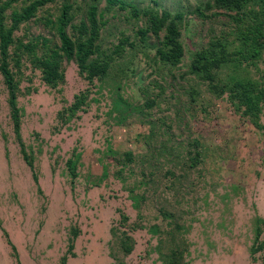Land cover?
I'll return each mask as SVG.
<instances>
[{
    "label": "rangeland",
    "instance_id": "obj_1",
    "mask_svg": "<svg viewBox=\"0 0 264 264\" xmlns=\"http://www.w3.org/2000/svg\"><path fill=\"white\" fill-rule=\"evenodd\" d=\"M30 1L13 3L7 18ZM121 1L137 14L108 0H55L13 32L19 127L16 136L0 77V225L15 253L0 236V264H163L178 245L179 264H264V131L212 91L236 73L264 93V47L253 62L238 58L241 24L202 8L212 0ZM64 2L72 25L96 7L91 59L105 65L88 79L63 60L62 81L49 87L27 48L40 57V38L57 45L43 20ZM162 10L181 17L176 66L155 54L163 29L136 34L146 11ZM212 50L227 56L211 70L213 86L188 71L194 54ZM257 226L261 248L251 254Z\"/></svg>",
    "mask_w": 264,
    "mask_h": 264
},
{
    "label": "trees",
    "instance_id": "obj_2",
    "mask_svg": "<svg viewBox=\"0 0 264 264\" xmlns=\"http://www.w3.org/2000/svg\"><path fill=\"white\" fill-rule=\"evenodd\" d=\"M18 0H0V77L7 92V105L9 108V118L11 120L13 131L18 136L19 114L15 105L16 83L13 79V74L10 67L9 49L13 45V32L18 26L32 17L35 12L48 3L55 0H31L27 5L12 10L7 18L5 12L11 5ZM110 4H116L119 8H129L132 15L137 14L134 6L124 3L121 0H108ZM253 4L255 8H248L249 4ZM70 5L66 2L62 3L59 13L55 17H45L44 23L48 26L57 39V45L49 46L47 40L40 38L39 46L42 49V54L37 57L33 53V46H23L27 48L34 57V63L40 70L42 80L49 87H54L63 79L60 71V63L63 60L69 61L73 59L77 65L78 71L84 74L85 77L91 79L98 76L103 71L105 63H98L92 60L97 52L95 44L98 38V29L100 26L97 20L96 7L88 5L85 10L84 18L77 25H72V15L70 14ZM203 9L215 8L216 10H225L232 12L233 19L241 24L237 27L236 38L237 48L236 55L241 60L253 62L260 57L264 47V0H212V3L205 2ZM196 9L200 13V9ZM148 27L146 29L137 30L136 34L139 39L144 41L147 32L157 36L163 29V36L155 49V54L158 59L170 66H176L182 56L183 51L178 40V30L175 20L181 17L178 14L171 15L169 12L162 10L159 13L146 11ZM8 19V22H7ZM247 19V20H245ZM244 22V23H243ZM70 28L71 35H68L66 29ZM220 46L223 47L222 44ZM226 55L220 50L218 51H200L194 54L189 65V73L206 80L212 85L213 74L212 68L217 67L226 61ZM235 68L237 63L234 64ZM237 69H234L236 72ZM213 86V85H212ZM217 94H227L230 104L236 109H239L242 117L246 118L249 124L255 129L264 131V126L259 122L260 113L264 108V93L258 83L245 76L239 77L236 73L228 77V80L216 88L212 89ZM21 147V146H20ZM23 160L28 167H31V161L23 155ZM74 165L70 166V171L73 172ZM121 222L125 221L124 217L120 218ZM0 232L6 244L9 245L12 253H15L13 245L8 240L6 232L0 225ZM112 235L114 233L112 232ZM260 235L258 226L254 231L253 246L251 254L261 248V243H256ZM118 236H115L116 242L119 241ZM72 245L68 246V250ZM125 253L130 251V248L123 243L121 248ZM182 258L181 246L178 245L174 250L170 251L163 264H179ZM62 259V263H63ZM18 264V262L16 261ZM111 264H122L121 262H113Z\"/></svg>",
    "mask_w": 264,
    "mask_h": 264
},
{
    "label": "crops",
    "instance_id": "obj_3",
    "mask_svg": "<svg viewBox=\"0 0 264 264\" xmlns=\"http://www.w3.org/2000/svg\"><path fill=\"white\" fill-rule=\"evenodd\" d=\"M0 236H1V238L3 237V236H2V234H1V232H0ZM9 250L11 251V249H10V248H9Z\"/></svg>",
    "mask_w": 264,
    "mask_h": 264
}]
</instances>
